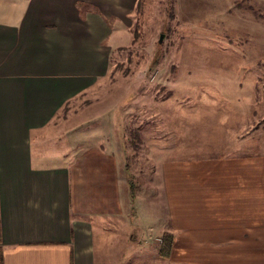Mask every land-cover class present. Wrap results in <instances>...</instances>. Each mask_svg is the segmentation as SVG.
<instances>
[{
  "label": "crops",
  "instance_id": "crops-1",
  "mask_svg": "<svg viewBox=\"0 0 264 264\" xmlns=\"http://www.w3.org/2000/svg\"><path fill=\"white\" fill-rule=\"evenodd\" d=\"M135 2L0 8V264H150L153 253L156 264H264V140L252 152L164 161L165 219L154 230L148 174L120 166L117 116L94 127L106 129L98 144L53 122L108 78L110 38ZM162 235L172 239L168 258L162 241L148 249Z\"/></svg>",
  "mask_w": 264,
  "mask_h": 264
},
{
  "label": "rangeland",
  "instance_id": "rangeland-1",
  "mask_svg": "<svg viewBox=\"0 0 264 264\" xmlns=\"http://www.w3.org/2000/svg\"><path fill=\"white\" fill-rule=\"evenodd\" d=\"M15 2L0 8L11 11ZM135 6L131 20L113 30L99 91L66 106L53 122L77 126L96 144L106 129L94 127L117 116L119 125L110 129L123 133L115 139L120 166L148 174L147 223L155 230L165 219L164 161L252 152L255 137L264 140V0H137ZM150 243L149 250L159 244ZM159 260L148 254V263Z\"/></svg>",
  "mask_w": 264,
  "mask_h": 264
},
{
  "label": "trees",
  "instance_id": "trees-1",
  "mask_svg": "<svg viewBox=\"0 0 264 264\" xmlns=\"http://www.w3.org/2000/svg\"><path fill=\"white\" fill-rule=\"evenodd\" d=\"M162 245L158 248V254L161 258H168L170 253V246L172 245V239L168 235H162Z\"/></svg>",
  "mask_w": 264,
  "mask_h": 264
},
{
  "label": "built area",
  "instance_id": "built-area-1",
  "mask_svg": "<svg viewBox=\"0 0 264 264\" xmlns=\"http://www.w3.org/2000/svg\"><path fill=\"white\" fill-rule=\"evenodd\" d=\"M157 242H158V243H161V240H158Z\"/></svg>",
  "mask_w": 264,
  "mask_h": 264
},
{
  "label": "water",
  "instance_id": "water-1",
  "mask_svg": "<svg viewBox=\"0 0 264 264\" xmlns=\"http://www.w3.org/2000/svg\"><path fill=\"white\" fill-rule=\"evenodd\" d=\"M161 42V38H160V40H159V42L158 43H160Z\"/></svg>",
  "mask_w": 264,
  "mask_h": 264
}]
</instances>
